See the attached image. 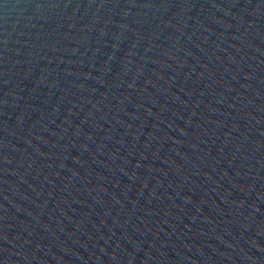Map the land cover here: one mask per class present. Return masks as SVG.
Returning <instances> with one entry per match:
<instances>
[{
	"label": "water",
	"instance_id": "obj_1",
	"mask_svg": "<svg viewBox=\"0 0 264 264\" xmlns=\"http://www.w3.org/2000/svg\"><path fill=\"white\" fill-rule=\"evenodd\" d=\"M0 264H264V0H0Z\"/></svg>",
	"mask_w": 264,
	"mask_h": 264
}]
</instances>
